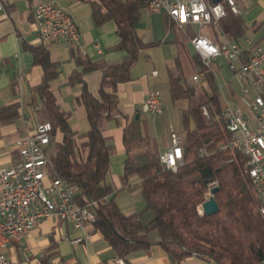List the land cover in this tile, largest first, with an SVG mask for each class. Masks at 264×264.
<instances>
[{
    "label": "trees",
    "instance_id": "obj_1",
    "mask_svg": "<svg viewBox=\"0 0 264 264\" xmlns=\"http://www.w3.org/2000/svg\"><path fill=\"white\" fill-rule=\"evenodd\" d=\"M92 7V17L97 25L114 21L120 41L113 46L125 55L113 62L104 59L93 61L77 57L82 67L76 70L70 82L82 83L80 101L86 108L90 130L86 133L87 155L82 160L74 158L75 132L69 125V115L57 104L50 90V81L59 75L52 62L48 45L34 48L35 63L44 69V78L37 87L46 120L53 126L51 146L58 153L51 156L53 174L67 179L79 191L81 204L87 197L92 203L99 231L120 256L150 248L154 242L149 235L157 232V243L164 246L178 262L192 256L216 261L218 264H264V215L262 201L246 172L247 157L238 150H220L222 143L232 139L222 115L220 87L215 73L209 70L197 53L190 55L195 69L205 71L212 95L198 92L185 77L180 58L168 68L170 93L174 102L186 100L188 107L181 112L180 134L184 136V164L177 172L165 170L160 162V150L148 131V121L136 116L124 128L126 159L122 175L123 187L138 177L142 181L141 193L146 202L144 210L126 215L118 201L120 189L107 182L111 168L114 142L104 134L103 124L118 120V86L132 80L131 70L139 61L141 50L153 45L145 43L137 33L136 24L142 11L151 0H76ZM221 30L238 40L245 35L241 15L228 12L221 20ZM174 26L182 30L177 24ZM185 35V34H184ZM187 33L186 37H193ZM246 60V57H244ZM102 71L100 97L95 96L84 81V75ZM204 107L208 115L204 113ZM64 135L62 143H55V135ZM211 152L202 156L200 150ZM218 181L219 190L214 197L219 211L201 215L198 206L204 202L208 184ZM152 213L150 219L145 215Z\"/></svg>",
    "mask_w": 264,
    "mask_h": 264
},
{
    "label": "crops",
    "instance_id": "obj_2",
    "mask_svg": "<svg viewBox=\"0 0 264 264\" xmlns=\"http://www.w3.org/2000/svg\"><path fill=\"white\" fill-rule=\"evenodd\" d=\"M45 1L47 0H2L5 8L0 10V170L11 166L20 158L15 145L17 138L33 132L38 123L46 120V111L37 91L44 78V69L34 60V48L44 45L37 35L34 10L38 4ZM54 1L73 12L82 31L80 47L64 42L48 45L50 58L59 71L58 77L50 81V90L57 104L69 115V125L76 134L74 158L82 160L87 155L86 133L91 126L86 108L80 101L83 84L70 82L72 74L82 69L77 63V57L113 62L120 60L125 52L113 49V46L120 41L114 21L97 25L92 17L90 4L76 0ZM237 2L241 8L240 15L244 20L246 31L245 35L236 41L244 44L250 41L252 44L264 46V0H237ZM174 24L163 10L152 11L145 8L142 11L140 20L136 24L137 33L145 43L153 45L141 50L139 61L131 70L132 80L118 86L119 119L103 124L105 136L115 145L107 182L116 189H122L117 201L126 215L140 211L133 197L134 192L138 191L143 198L140 178H133L125 187L122 183L126 159L124 128L128 120L137 115H139L137 118L147 120L149 134L156 139L160 153L167 150L171 146L170 131L175 129L180 134L181 112L188 107V102L185 107L179 106L180 101L172 100L168 68L174 65L176 58H180L188 80L191 78L194 80L193 76L202 71L195 69L190 62V55L196 52L191 44L192 37L188 38L186 34L193 33L195 36L209 33L217 42L230 40L221 29L212 26L200 28L189 24L180 30ZM196 26L199 28L198 31L194 29ZM96 44L100 46L101 52L97 50ZM167 45L176 49V52L174 59L167 63L164 73L154 63L151 64L149 56L143 59L142 55L147 50ZM221 60L224 63H221ZM211 65L220 87L222 106L241 105L240 97L243 95L241 82L234 73L230 70L232 77L225 83H220L219 68L228 66V61L220 58ZM155 70L158 72L156 76L152 74ZM102 75V71L97 70L86 73L83 77L88 89L97 97H100ZM201 85L204 91L212 95L207 79ZM151 90L160 91L164 113L149 116L142 112L143 104ZM63 140V133L57 131L55 143H62ZM88 231L91 234L88 241L72 244L71 239L83 236L84 231L66 221L46 218L22 239L11 241L6 252L11 260L24 264H116L115 259L120 256L118 251L99 231L94 230L93 224L88 225ZM149 238L154 244L146 250L129 255L132 264H218L216 261L205 260L198 256L178 262L164 246L157 243L159 240L157 232L150 233Z\"/></svg>",
    "mask_w": 264,
    "mask_h": 264
},
{
    "label": "built area",
    "instance_id": "obj_3",
    "mask_svg": "<svg viewBox=\"0 0 264 264\" xmlns=\"http://www.w3.org/2000/svg\"><path fill=\"white\" fill-rule=\"evenodd\" d=\"M4 8L0 0V10ZM148 8L165 11L180 28L193 24L200 28L212 26L221 29V20L228 12L241 14L237 0L218 3L212 0H151ZM34 18L38 38L44 45L64 42L81 46L82 31L70 9L54 0H47L36 6ZM191 44L209 70L214 72L211 64L224 58L241 82V105L226 104L222 109L232 139L222 143L219 149L231 148L247 157L246 172L260 196L264 215V46L228 39L217 42L209 33L195 35ZM96 48L101 52L98 44ZM152 74L156 76L158 72L155 70ZM193 79L204 83L205 71L195 74ZM203 109L208 115L207 108ZM142 112L149 116L165 112L160 91L151 90L148 93ZM52 131V123L43 121L33 132L17 138L15 145L20 158L0 170V264H24L9 258L6 252L8 244L28 235L46 218L63 220L83 230L84 235L71 239L72 244L86 242L91 237L88 225L96 220L93 203L85 197L87 203L81 204L78 188L67 179L53 174L54 165L49 154ZM170 139L171 146L161 153L160 162L163 169L177 172L184 164V138L171 129ZM200 154L204 156L211 152L202 148ZM217 186V180L208 184L205 200L198 206L201 215L205 214V201L214 197L213 188ZM115 263L132 264L123 256H118Z\"/></svg>",
    "mask_w": 264,
    "mask_h": 264
},
{
    "label": "rangeland",
    "instance_id": "obj_4",
    "mask_svg": "<svg viewBox=\"0 0 264 264\" xmlns=\"http://www.w3.org/2000/svg\"><path fill=\"white\" fill-rule=\"evenodd\" d=\"M194 29L196 31H198V27H194ZM176 52V49L172 48L170 45H167V46H162V47H156V48H153L151 50H147L143 53V59H147L148 56L151 58V64H155V66L163 71L164 73H166V69H167V63H169L170 60L174 59V54ZM221 63H224L222 60H221ZM213 66H216L215 64H213ZM221 69V71H220ZM219 75H220V83H225L228 79H230L232 77V73L229 69L228 66H223V68H219ZM189 82L191 84H193L197 91L198 92H201L203 91L204 89L202 88V85L201 83L202 82H197V81H194L191 79H189ZM209 96L211 95L210 92L207 93ZM179 106H187V101H180L179 103ZM184 138V136H183ZM58 153V150L57 148L54 146H52L50 149H49V154L51 156L53 155H57ZM134 199L135 202L139 205V209L140 211L144 210L145 206H146V203H144V199L140 196L139 192L138 191H135L134 194ZM142 209V210H141ZM152 216V213L149 212L148 214L145 215V219H150Z\"/></svg>",
    "mask_w": 264,
    "mask_h": 264
},
{
    "label": "water",
    "instance_id": "obj_5",
    "mask_svg": "<svg viewBox=\"0 0 264 264\" xmlns=\"http://www.w3.org/2000/svg\"><path fill=\"white\" fill-rule=\"evenodd\" d=\"M212 1L215 3H218L222 0H212ZM137 117H139V115H137ZM218 190H219L218 186L213 188V193H216ZM203 207H204V211L207 215H213L219 211V204L217 203L215 197L205 201Z\"/></svg>",
    "mask_w": 264,
    "mask_h": 264
}]
</instances>
